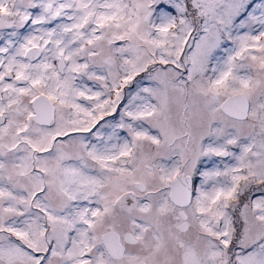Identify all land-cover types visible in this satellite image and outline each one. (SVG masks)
Wrapping results in <instances>:
<instances>
[{
	"label": "snow or ice",
	"instance_id": "6c2138e0",
	"mask_svg": "<svg viewBox=\"0 0 264 264\" xmlns=\"http://www.w3.org/2000/svg\"><path fill=\"white\" fill-rule=\"evenodd\" d=\"M0 264H264V0H0Z\"/></svg>",
	"mask_w": 264,
	"mask_h": 264
}]
</instances>
